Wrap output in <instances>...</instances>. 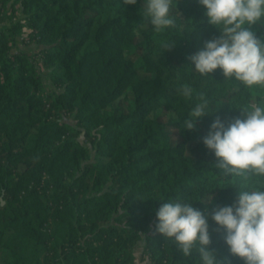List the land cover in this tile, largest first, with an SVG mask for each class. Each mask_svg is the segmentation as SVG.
<instances>
[{"label":"trees","instance_id":"1","mask_svg":"<svg viewBox=\"0 0 264 264\" xmlns=\"http://www.w3.org/2000/svg\"><path fill=\"white\" fill-rule=\"evenodd\" d=\"M143 6L0 0L20 15L0 29V255L12 257L2 264H200L156 231L160 199L176 198L206 215L217 264H244L211 219L236 202L239 178L218 172L202 138L254 94L219 68L196 73L189 58L221 35L198 0H176L177 26L164 33ZM24 21L31 50L14 46ZM251 31L264 41V22ZM184 84L212 109L194 130L183 128L198 102L178 94Z\"/></svg>","mask_w":264,"mask_h":264},{"label":"clouds","instance_id":"2","mask_svg":"<svg viewBox=\"0 0 264 264\" xmlns=\"http://www.w3.org/2000/svg\"><path fill=\"white\" fill-rule=\"evenodd\" d=\"M135 5L137 0H123ZM206 9L208 23L221 35L205 43L204 49L189 59L196 73L209 76L221 69L226 81L238 83L253 92L254 102L235 107L240 117L227 127L217 118L202 143L216 157L215 168L225 177L239 178L234 188L237 199L231 206L213 209L211 219L225 230V243L230 253L244 264H264V97L255 100L257 89L264 90V41L251 26L264 22V0H198ZM176 0H144V23L156 33L176 28L172 9ZM163 41L164 51L173 46ZM178 94L185 101L197 99L187 112L183 128L194 130L196 122L211 112L204 93L184 84ZM231 183V182H230ZM165 201L156 213V231L174 243L185 257L199 252L200 264H217L216 255L208 250L211 243L206 215L180 198Z\"/></svg>","mask_w":264,"mask_h":264},{"label":"rangeland","instance_id":"3","mask_svg":"<svg viewBox=\"0 0 264 264\" xmlns=\"http://www.w3.org/2000/svg\"><path fill=\"white\" fill-rule=\"evenodd\" d=\"M18 10L17 7H12L9 10H2V12H0V29H4L5 27H11L14 23L18 22L20 19V15L18 14ZM31 28L28 27L27 25V21H24L23 24V29L16 35V44L14 45L15 47H20V48H24V49H28L31 50L32 45L31 43H33V38H32V34H31ZM12 44V43H10ZM13 46V49H15V47ZM38 58H40L38 56ZM39 65L41 66L42 70L44 71L45 75L47 76L48 74V70L45 68L44 64L42 61H40ZM49 89V87H48ZM121 101V100H120ZM117 103H119V101L115 102L114 105H117ZM193 144H189V149ZM1 199L4 201V198L1 196ZM5 202V201H4ZM140 252V251H139ZM12 257L10 256L9 252L7 250H3L1 255H0V264H2L4 261L6 260H11Z\"/></svg>","mask_w":264,"mask_h":264}]
</instances>
